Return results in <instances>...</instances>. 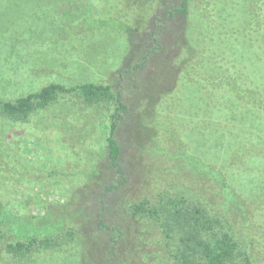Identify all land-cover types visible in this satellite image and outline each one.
Returning <instances> with one entry per match:
<instances>
[{
	"label": "rangeland",
	"instance_id": "374dc122",
	"mask_svg": "<svg viewBox=\"0 0 264 264\" xmlns=\"http://www.w3.org/2000/svg\"><path fill=\"white\" fill-rule=\"evenodd\" d=\"M162 1L0 0V99L94 82L111 84L129 107L117 134L126 179L118 189L109 188L120 180L107 151L112 101L63 95L28 122L0 114V203L60 225L49 250L41 237L16 261L3 262L0 240V264H105L111 239L112 264H173L178 237L163 227L171 200L214 211L252 238L264 264V160L250 146L264 145V113L254 97L244 106L243 68L221 83L235 64L264 85V0H190L173 18ZM181 1L163 2L171 10ZM208 169L229 177L239 208ZM143 201L159 209L154 217L131 215Z\"/></svg>",
	"mask_w": 264,
	"mask_h": 264
},
{
	"label": "trees",
	"instance_id": "16d2710c",
	"mask_svg": "<svg viewBox=\"0 0 264 264\" xmlns=\"http://www.w3.org/2000/svg\"><path fill=\"white\" fill-rule=\"evenodd\" d=\"M163 1V4L159 6L166 8L167 12L165 14L167 17L173 18L175 15L184 17L188 12L190 0H182L178 7H174L171 10L167 9L169 2ZM152 2L156 4L159 0H152ZM145 6L146 10H150L146 4ZM250 19L252 22L259 20L261 25L263 14L261 11H255ZM230 66H226L229 74L228 79H221V83L225 85L228 82L230 84V82H234L237 78H240L243 68L246 75L250 73V75H247L250 85L249 83L246 85L244 106H248V100L254 97L260 101V104L257 108L253 109L264 113V85L259 83L257 86L254 85L252 71H249L247 65L238 67V70L235 64L233 65V70ZM227 70H225V74H227ZM113 90L114 87L111 84L105 85L94 82H86L71 87L59 83H51L39 91L15 100L0 99V114L14 121L28 122L33 113L49 109L63 95L77 96L89 105H95L101 101H112L116 104V107L111 115L107 151L109 162L120 175V180L115 187L109 188L118 189L125 183L126 179L124 177L125 171L120 162L122 149L117 139V134L129 107L123 102L120 94H113ZM230 90H237L234 83ZM237 144L241 147L244 143L238 142ZM250 146H255L256 150L259 149L258 155L264 160V145H261L260 148L258 145ZM242 148H234L233 152L240 154ZM252 149L249 148V151ZM208 172L212 175V180L215 181V184L220 189H224L229 204L236 209L239 208L241 198L233 190L234 187L231 185L229 177L222 171L208 169ZM110 190L112 189H107V191ZM168 205H171V208H166L164 211V213L169 215L163 227H165L167 237L171 238L174 233L178 237V250L175 254L176 256L174 255L175 262L173 264H261L256 260L253 253L254 246L250 240L252 238L238 237L232 226L214 211L210 214L199 205H187L176 200H171ZM129 211L135 218L139 214L142 216L147 214L154 217L159 209L143 201L140 204H134ZM156 219L159 220V218ZM100 223L103 225L102 222ZM59 230V223L38 225L32 220V217L26 220L16 213L12 206L6 207L0 203V240L5 239L3 262H6V260L16 261L32 256L35 248L40 244L39 238L41 239V237L46 238V241L42 242V246L44 249L49 250V246L55 243L53 238L58 235ZM114 230L111 227H104L106 233ZM111 240L112 242L109 243L108 248L104 252L105 256H107L103 259L105 260V264H112L115 256L118 254L117 244L119 240ZM85 264H89V262H85Z\"/></svg>",
	"mask_w": 264,
	"mask_h": 264
}]
</instances>
